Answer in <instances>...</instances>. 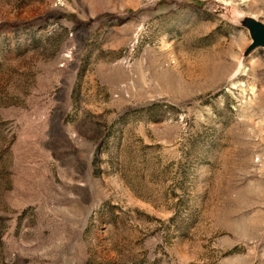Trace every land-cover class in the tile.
I'll list each match as a JSON object with an SVG mask.
<instances>
[{
  "label": "rangeland",
  "instance_id": "374dc122",
  "mask_svg": "<svg viewBox=\"0 0 264 264\" xmlns=\"http://www.w3.org/2000/svg\"><path fill=\"white\" fill-rule=\"evenodd\" d=\"M257 26L264 0H0V264H264Z\"/></svg>",
  "mask_w": 264,
  "mask_h": 264
},
{
  "label": "water",
  "instance_id": "95a60500",
  "mask_svg": "<svg viewBox=\"0 0 264 264\" xmlns=\"http://www.w3.org/2000/svg\"><path fill=\"white\" fill-rule=\"evenodd\" d=\"M253 38L257 45H264V28L257 26L253 32Z\"/></svg>",
  "mask_w": 264,
  "mask_h": 264
},
{
  "label": "trees",
  "instance_id": "16d2710c",
  "mask_svg": "<svg viewBox=\"0 0 264 264\" xmlns=\"http://www.w3.org/2000/svg\"><path fill=\"white\" fill-rule=\"evenodd\" d=\"M68 18H69V19H72V20L75 19L73 15H68Z\"/></svg>",
  "mask_w": 264,
  "mask_h": 264
}]
</instances>
